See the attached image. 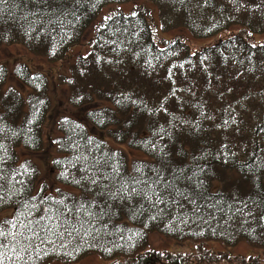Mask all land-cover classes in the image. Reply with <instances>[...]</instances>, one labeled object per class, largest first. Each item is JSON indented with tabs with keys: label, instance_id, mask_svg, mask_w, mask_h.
<instances>
[{
	"label": "trees",
	"instance_id": "1",
	"mask_svg": "<svg viewBox=\"0 0 264 264\" xmlns=\"http://www.w3.org/2000/svg\"><path fill=\"white\" fill-rule=\"evenodd\" d=\"M137 1L155 6L163 32L244 30L195 51L177 37L158 45L142 4L110 13L86 42L103 7ZM247 33L264 35V0H3L0 47L63 64L57 81L76 111L57 121L59 187L37 190L38 169L18 150L43 147L49 80L27 62L0 63L3 264L192 262L149 250L150 233L193 242L195 264H264V42ZM9 70L21 89L6 88ZM107 138L144 158L129 161ZM210 242L261 254L214 253Z\"/></svg>",
	"mask_w": 264,
	"mask_h": 264
},
{
	"label": "rangeland",
	"instance_id": "2",
	"mask_svg": "<svg viewBox=\"0 0 264 264\" xmlns=\"http://www.w3.org/2000/svg\"><path fill=\"white\" fill-rule=\"evenodd\" d=\"M145 4L149 9L147 14L149 18L151 17L150 23L152 25L153 37L158 45H163L167 40H171L175 37L181 38L183 42L188 46L190 51L198 50L204 46H207L213 43L219 38H224L226 36L232 35L236 32L243 31L244 29L240 27H233L232 29L225 31L221 34H218L213 38L206 39H197L190 35L187 30L184 29H175L167 32H163L159 26L158 14L156 8L152 3H147L144 1L130 2L118 5H107L102 8L97 20L94 24L88 29L85 40L91 38L95 31L96 26L110 13L121 9L125 12H128L135 7ZM152 15V16H151ZM245 37L248 41L254 43L264 42V35H251L245 34ZM88 50L86 45L79 46L71 50V55L75 56L78 53L84 54ZM24 61L27 62L33 69L42 71L46 74L49 80V94L51 105L50 109L43 127V147L39 152L32 153L26 152L24 150H18V155L21 160L27 159L30 160L38 169L39 177L37 181V190L41 186L54 193L58 184L54 181V173L52 171V159L57 155L56 154V145L55 138L57 137V121L60 116H69L76 115V111L70 106L68 100L66 99V89L63 85H59L57 81V74L60 73L63 69V64L58 62L49 63L44 58L28 53L20 45L12 44L5 45L0 47V63L5 64L9 69L15 65L17 62ZM62 69V70H61ZM61 70V71H60ZM68 74L65 72V75ZM7 86L6 88L12 89H21L18 86V83L12 75V71L7 77ZM27 91H24L25 95ZM109 145H113L115 148L121 149L127 155L129 161H134L136 159H143L144 155L141 152L131 150L125 145L120 146L114 144L110 139L107 138ZM66 190H68L66 188ZM9 212L0 213V220L4 217H8ZM205 249H209L214 253H225L229 252L232 255L238 256H250V255H260L261 251L259 249L252 248L246 243H239L233 247H225L220 243L210 242L204 245ZM149 250H154L158 252H170L173 254H182V258L186 261L191 260L190 264H195L200 259V254L197 252V246L193 242H177L173 239L162 237L156 233H150L148 237V247ZM103 261L97 255H91L81 259L80 261L74 264H102ZM59 264V263H52Z\"/></svg>",
	"mask_w": 264,
	"mask_h": 264
},
{
	"label": "snow or ice",
	"instance_id": "3",
	"mask_svg": "<svg viewBox=\"0 0 264 264\" xmlns=\"http://www.w3.org/2000/svg\"><path fill=\"white\" fill-rule=\"evenodd\" d=\"M3 2V0H0V3H2ZM50 231H51V229H49ZM74 231H75V229H74ZM4 233L3 232H0V235H3ZM0 247H2V245H0ZM0 264H3V261H2V259H0Z\"/></svg>",
	"mask_w": 264,
	"mask_h": 264
}]
</instances>
